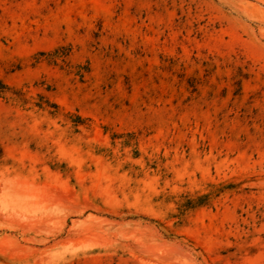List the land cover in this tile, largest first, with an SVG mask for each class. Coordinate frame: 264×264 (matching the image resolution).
<instances>
[{
    "label": "rangeland",
    "instance_id": "obj_1",
    "mask_svg": "<svg viewBox=\"0 0 264 264\" xmlns=\"http://www.w3.org/2000/svg\"><path fill=\"white\" fill-rule=\"evenodd\" d=\"M0 81V264H264V0H0Z\"/></svg>",
    "mask_w": 264,
    "mask_h": 264
},
{
    "label": "trees",
    "instance_id": "obj_2",
    "mask_svg": "<svg viewBox=\"0 0 264 264\" xmlns=\"http://www.w3.org/2000/svg\"><path fill=\"white\" fill-rule=\"evenodd\" d=\"M7 91H9V88L4 84V83H2V81H0V93H6ZM53 108H57L56 106H52ZM78 119L79 120H77V121H74V125L75 126H78V125H82L83 124V122H82V120L78 117Z\"/></svg>",
    "mask_w": 264,
    "mask_h": 264
}]
</instances>
